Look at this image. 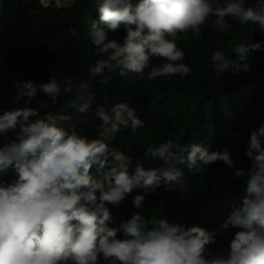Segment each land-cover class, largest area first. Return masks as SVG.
<instances>
[{
	"label": "clouds",
	"instance_id": "clouds-1",
	"mask_svg": "<svg viewBox=\"0 0 264 264\" xmlns=\"http://www.w3.org/2000/svg\"><path fill=\"white\" fill-rule=\"evenodd\" d=\"M42 8H64L75 0H38ZM98 12L82 29L99 57L87 67L91 78L105 73L120 77L134 75L141 81L160 77H188L193 68L178 44L191 33L198 39L204 26L226 34L232 25H253L264 34V0H88ZM121 28L123 41L110 38ZM69 33L76 34L75 28ZM264 52V42H238L233 55L221 50L211 55L213 71L222 76L251 71L250 52ZM153 58L160 63L153 65ZM146 69L147 71L146 74ZM13 103L27 97L44 108L60 102L62 93L71 97L58 112L41 115L37 108L23 107L0 113V264H264V125L251 131L245 155L247 169L238 168L233 178H246V195L220 228L210 231L192 224L170 222L164 215L145 217L139 211L118 227H110L109 205L121 206L136 189L132 203L142 208L145 194L161 186L165 191L184 192L188 186L185 169L201 174L207 166L235 161L227 147L210 151L204 143L181 145L168 139L147 147L145 155L161 159L163 165L145 169L133 158L112 146L121 129L135 135L145 122L137 110L125 102L110 107L98 104L95 117L101 120L95 138L83 135L76 116L87 113L95 100L88 80L74 77L63 82L54 76L39 84L31 80L15 82ZM36 117V119H31ZM85 124L87 121L79 120ZM65 124L68 127H65ZM13 132L14 138H8ZM239 134L237 135V139ZM10 172L15 178H5ZM230 228L238 229L230 240L226 256L210 255V245ZM122 233L123 238H118Z\"/></svg>",
	"mask_w": 264,
	"mask_h": 264
},
{
	"label": "trees",
	"instance_id": "trees-1",
	"mask_svg": "<svg viewBox=\"0 0 264 264\" xmlns=\"http://www.w3.org/2000/svg\"><path fill=\"white\" fill-rule=\"evenodd\" d=\"M245 2L254 4L256 0ZM92 20L99 21V14L89 8L88 0H75L74 4L60 9L42 8L38 0H0V113L23 107L37 108L41 115L47 111L58 112L64 103L70 102L69 95L62 93L60 102L53 107L43 93H38V99L49 104L48 109L35 100L28 103L27 97L13 103L17 92L15 82L31 80L39 84L54 76L63 82L74 77L78 82L88 80L96 94L87 113L76 116L74 110H69L83 135L89 138L99 135L101 120L94 115L98 104L107 108L127 101L144 120L145 127L138 129L135 135L130 129L122 128L111 141L113 147L133 158L130 171H134L137 163L146 170L161 167V159L146 156L145 152L147 147L158 146L168 139L179 141L181 145L204 143L210 151L227 147L234 166L218 161L201 174L185 169L189 183L183 193L165 191L161 186L145 194L142 208L137 210L132 201L135 195L143 193L136 189L121 206L109 205L113 215L110 227H118L139 211L145 217L164 215L170 222L197 224L216 231L231 212L232 205L239 204L246 195V178H233V173L238 168L249 167L245 150L250 133L264 125V52H255L261 62L257 70L252 64L249 73L239 76L230 72L223 77L217 75L210 58L215 50L233 55V48L241 41L264 42V34L259 29L253 32V25H240L229 18L232 27L226 34L204 26L198 39L189 33L178 40L186 53L185 62L193 68L188 77L141 81L131 74L122 78L116 72H106L110 82L104 85L100 76L91 78L87 72V67L99 58L82 30L89 27ZM69 28H75L76 34L69 33ZM109 35L122 42L126 33L121 28ZM158 63L160 61L153 58V65ZM81 119L87 123H79ZM14 136L13 132L8 133V138ZM4 142L6 140L0 138V144ZM14 178L15 174L10 172L5 179L10 182ZM237 230L230 228L218 236V242L209 246L210 255L226 256ZM118 238H123L122 233H118Z\"/></svg>",
	"mask_w": 264,
	"mask_h": 264
},
{
	"label": "rangeland",
	"instance_id": "rangeland-1",
	"mask_svg": "<svg viewBox=\"0 0 264 264\" xmlns=\"http://www.w3.org/2000/svg\"><path fill=\"white\" fill-rule=\"evenodd\" d=\"M211 35H213V34H211ZM252 40L254 41L255 39H251V41ZM233 45L234 44H232L231 46L233 47ZM255 52H253V54H250V62H251V64H255V69L257 70V67H258V65L261 64V62L257 59V56L255 55ZM263 98H264V96H263Z\"/></svg>",
	"mask_w": 264,
	"mask_h": 264
}]
</instances>
